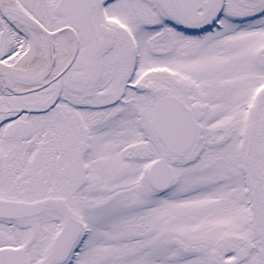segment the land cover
<instances>
[{
	"label": "snow or ice",
	"instance_id": "1",
	"mask_svg": "<svg viewBox=\"0 0 264 264\" xmlns=\"http://www.w3.org/2000/svg\"><path fill=\"white\" fill-rule=\"evenodd\" d=\"M0 264H264V0H0Z\"/></svg>",
	"mask_w": 264,
	"mask_h": 264
}]
</instances>
